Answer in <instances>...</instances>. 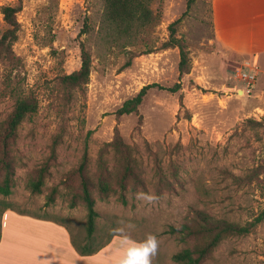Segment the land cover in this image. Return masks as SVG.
I'll return each mask as SVG.
<instances>
[{"label":"rangeland","instance_id":"rangeland-1","mask_svg":"<svg viewBox=\"0 0 264 264\" xmlns=\"http://www.w3.org/2000/svg\"><path fill=\"white\" fill-rule=\"evenodd\" d=\"M146 14L118 25L105 17L107 0H22L18 37L9 57H0V124L18 99L34 97L11 146L12 193L0 194V224L8 209L66 224L80 247L93 250L114 229L144 240L153 234V264H179L173 254L194 246L179 228L194 208L251 231L225 237L200 264H264V54L255 85L238 75L250 53L220 35L219 0H141ZM0 0V37L8 28ZM189 51L191 69L181 73L178 46L169 45L170 25ZM91 56L89 82L75 87L63 77L79 69L82 48ZM261 70V71H260ZM150 88L138 110L118 109ZM180 83L177 91L168 88ZM119 133L131 148L138 179L120 186L122 161L113 144ZM87 152L95 186L96 230L87 238V208L70 206L80 194L77 173ZM45 169L40 193L29 178ZM113 190L100 188V177ZM57 188L55 201L47 195ZM138 191L157 197L148 204Z\"/></svg>","mask_w":264,"mask_h":264},{"label":"trees","instance_id":"trees-1","mask_svg":"<svg viewBox=\"0 0 264 264\" xmlns=\"http://www.w3.org/2000/svg\"><path fill=\"white\" fill-rule=\"evenodd\" d=\"M195 0L187 1V9H189ZM21 2L18 6L6 5L3 7L4 18L8 23V28L0 37V57H9L12 52V45L18 37L19 22L17 12L21 8ZM146 14L144 3L141 0H107L105 17L107 20L117 23L118 25L129 23ZM179 19L173 21L170 25L171 33L168 41L169 45L178 46L180 49L181 59L179 62V70L181 73H187L191 69L189 51L185 42L176 35V25ZM91 73V56L90 53L82 48V63L79 69L65 75L63 81L70 86H81L89 82ZM160 86L157 83L147 84L132 98L127 99L117 110L119 114H130L138 110L143 103L150 88ZM181 87L180 83L169 87L171 91H177ZM38 108V101L34 97H25L18 99L12 113L6 121L0 124V194L7 196L12 193L15 184V163L11 153L12 143L17 138L18 128L27 117V115L35 112ZM113 144L122 161V172L119 178V184L125 187L127 182L137 180L138 173L135 158L132 155L131 148L123 141L119 133L116 134ZM88 156L85 152L83 159L77 168L81 192L70 200V206H76L83 202L87 208L86 232L87 238H92L96 230V220L99 212L96 210V198L93 194L95 186L92 178L87 173ZM45 169H40L39 173L27 181L28 188L34 193H40L45 183ZM100 188L103 192L108 193L113 190L111 183L104 176L100 177ZM57 188H52L47 195L46 204L55 201ZM253 223L248 225H240L225 218H220L212 213L194 208L187 216V220L182 223L179 228L171 227V231L177 233L181 241H186L188 236L197 237L194 246H187L182 250L173 254L172 258L179 264H200L201 260L208 256L221 241L234 234H245L251 231ZM2 238V224H0V240ZM109 241V240H108ZM107 241V242H108ZM73 243L82 254H92L98 251L102 244L96 249L88 250L85 246L80 247L73 239Z\"/></svg>","mask_w":264,"mask_h":264},{"label":"crops","instance_id":"crops-1","mask_svg":"<svg viewBox=\"0 0 264 264\" xmlns=\"http://www.w3.org/2000/svg\"><path fill=\"white\" fill-rule=\"evenodd\" d=\"M218 4L221 37L250 53L246 61L260 68L264 54V0H219ZM121 238V234H114L98 251L82 254L66 224L8 209L2 218L0 264H113Z\"/></svg>","mask_w":264,"mask_h":264},{"label":"clouds","instance_id":"clouds-1","mask_svg":"<svg viewBox=\"0 0 264 264\" xmlns=\"http://www.w3.org/2000/svg\"><path fill=\"white\" fill-rule=\"evenodd\" d=\"M136 199L151 204L156 201L157 197L150 193L138 191ZM113 231L122 235L120 248L115 253L117 259L113 264H153V258L158 252V240L155 235L148 234L144 240L137 242L123 235V228H117Z\"/></svg>","mask_w":264,"mask_h":264},{"label":"built area","instance_id":"built-area-1","mask_svg":"<svg viewBox=\"0 0 264 264\" xmlns=\"http://www.w3.org/2000/svg\"><path fill=\"white\" fill-rule=\"evenodd\" d=\"M259 74V66L257 63H250L246 61L244 66L239 70L238 75L246 82L247 90L250 91L251 87L255 85Z\"/></svg>","mask_w":264,"mask_h":264}]
</instances>
